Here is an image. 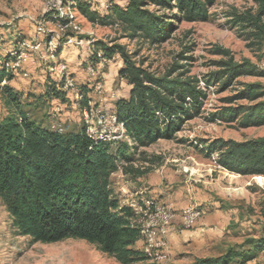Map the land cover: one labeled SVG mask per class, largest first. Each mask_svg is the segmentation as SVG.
<instances>
[{
  "label": "trees",
  "instance_id": "trees-1",
  "mask_svg": "<svg viewBox=\"0 0 264 264\" xmlns=\"http://www.w3.org/2000/svg\"><path fill=\"white\" fill-rule=\"evenodd\" d=\"M214 1L126 0L124 5L110 4L104 14L91 9L84 0H74L73 7L90 22H116L128 37L139 36L150 43H160L170 36L173 18L205 19L209 14L208 6ZM252 1L255 8H233L229 13L230 21L242 28L247 46L256 44L264 50V0ZM150 4L175 8V14L159 12ZM52 14L53 11L46 16L65 21ZM68 34L75 35L66 30L58 37L55 54ZM91 44L96 59L111 58L116 53L122 59L118 73L130 88L127 97H116L112 110L124 125L126 138L113 147L110 142L88 133L85 121L72 129L57 130L51 127L52 123L51 126L43 124L28 116L21 108L20 91L7 82L12 77L13 69L8 63L13 58L12 51L17 49L15 44L10 52L0 55V82L5 79L0 84V93L9 107V111L0 116V200L17 234L29 235L33 241L40 242L82 238L117 261L130 264L149 256L135 246L141 225L135 220L134 208L121 203L114 194L110 174L120 169L124 175L135 179L150 170L148 166L132 164L134 151L158 138H172L185 120L200 112L206 91L196 76L182 77L183 72L172 75L175 67L162 75L143 67L124 43L96 39ZM214 51L221 57L213 60L216 68L203 74L205 85L217 83L224 88L240 74L264 73L247 57L235 59L228 47L216 44ZM59 83L61 80L47 81L48 97L64 96L65 89ZM87 90L86 85H78L77 95L80 96L75 101L79 110L95 105ZM262 93L258 82L243 81L226 99H254ZM224 109L229 119L237 118L242 126L264 123V99ZM202 142L207 155L216 152L217 164L226 170L264 175V135L242 140L203 139ZM245 243L249 246H229L218 255L199 256L189 264L245 263L264 250V236L248 237Z\"/></svg>",
  "mask_w": 264,
  "mask_h": 264
},
{
  "label": "rangeland",
  "instance_id": "rangeland-1",
  "mask_svg": "<svg viewBox=\"0 0 264 264\" xmlns=\"http://www.w3.org/2000/svg\"><path fill=\"white\" fill-rule=\"evenodd\" d=\"M84 1L88 2L91 9L94 8L101 14L107 12L110 4L124 5L126 3V0ZM73 3L74 0H57L56 7L52 6L56 5V0H0V55L8 52L17 44L18 50L12 51L13 58L9 60L8 66L12 67L15 54H18L19 51L23 52L29 61H35L34 66L29 71L26 70L28 74L24 76L21 72L25 69L21 71L19 69L27 62L23 57L19 66L12 67V77L7 80L13 88L20 91L21 108L27 111L31 118L51 126L48 119L58 104L57 101L53 100V97L46 95L45 85L48 80H55L51 67L53 64L56 80L62 82L59 83L61 87L63 89L66 87L63 84L65 76L73 81V85L65 89L62 98L55 99L64 104L62 108L67 111L64 115L66 116L65 121L59 122L60 124L53 122L51 127L54 128V125L59 124L64 127L63 129L68 130L77 127L81 121H84L81 110L78 109L75 101L80 95H77L79 84L75 81L74 73L69 72L70 69L68 70L66 62L54 61L57 57L54 48H56L58 37L62 36L66 30L72 31L75 35L83 36V38H79L68 34L67 40L65 39V43L74 44L73 48L78 51L80 58L81 56H84V59L93 56V47L90 48L91 52L87 53V45L92 46L93 40L105 42L115 40L124 43L129 51L134 52L137 62L155 74L162 75L170 68L175 67L172 70V75L183 72L182 77L196 76L199 79V85L206 91L200 112L185 120L181 128L174 132L172 138H158L149 145L138 146L134 151L132 164L150 168L139 177L147 176L148 172L151 173L150 175L157 181L156 186L160 187L158 190H162L163 193L156 191L148 195V188L152 185L143 179L139 180L137 177L131 179L124 175L120 169H117L114 174H110V186L121 203L133 201L136 207H140V210L137 209L134 213L139 226L140 224L142 226L147 223H159L160 218L167 220L165 223V254L168 248L167 227L171 220L177 216L180 219V225H184L185 213L183 210L189 205L183 208L177 207L178 198L176 201L172 199L178 197L183 191L192 195V204L190 205L193 206V211L198 212L197 216L190 222V226L200 215H205L216 209L222 211L221 213L226 217L225 223L219 228L223 230V239L217 243L213 241L211 245L217 244V247L207 251H199L198 249L197 252L193 248H180L179 250L188 251L179 253V258L175 260L169 258L164 262L157 263L166 255L158 258V255L153 254L152 256L148 255L149 259L143 257L130 264H189L196 257L202 256L197 255L196 252L198 254L218 255L229 246L248 247L249 244L245 243V239L248 237L264 236V175L241 174L226 170L217 164L216 152L207 155L205 148H202L200 143L203 139L234 138L242 140L264 135V123L242 126L237 118L229 119L224 111V108L230 105L249 104L263 100L264 73L240 74L231 85L224 88H220L217 83L205 85L203 81V74L216 68L213 60L221 57L214 51L216 44L228 47L235 59L249 58L258 69L264 72L263 48L256 44L247 46L242 35V28L239 25H233L229 16L233 8L239 10L247 7L255 8L256 4L252 0H215L208 6L207 18L192 21L173 18V29L170 36L160 43H150L139 36L128 37L124 35L120 25L116 22H90L73 7ZM150 7L158 8L159 12L175 14V8H161L154 4H150ZM51 11H53L52 15L57 18H64L65 21H55L46 16ZM37 21L40 27L35 26ZM63 45L64 42L60 48H63ZM67 48L70 49V47ZM81 53L83 55H80ZM97 56H101L99 52H97ZM91 59L94 62L96 58L93 56ZM98 59L100 67L95 66L94 71L96 73L86 75L94 77L96 74L92 83L93 89L90 88V90L99 94L104 92V88H97L96 86V83L102 85V78H98V75L107 72L108 67L111 66L112 75L107 76L110 79L113 77L111 90H119V95L127 94L128 83L118 73V69L122 66L120 55L116 53L111 57V65L104 63L108 58L100 57ZM82 62L84 63L85 60ZM92 62L88 61L86 68L91 67L94 64ZM63 66H65L64 73ZM243 81L258 82L263 93L254 99H226L241 87ZM3 82L5 79L0 84ZM118 94H110V97L115 100ZM87 95L91 102L95 103L94 106L98 108L97 97L94 95L91 97L88 93ZM112 108L107 109V113L111 112ZM8 111L9 107L5 105L0 93V116ZM116 144L117 142H113L111 146L114 147ZM121 187L132 193L126 195L128 192L123 191ZM162 195L167 197L168 201L162 202L160 199ZM159 208L164 209L165 212ZM175 226L177 227L176 223ZM140 239L142 242L141 250L145 253L141 234ZM254 263L264 264V250L245 263L232 261L230 264ZM0 264L123 263L106 252L98 250L93 243L82 238L68 237L57 241L40 242L33 241L29 235L15 233L9 213L0 200Z\"/></svg>",
  "mask_w": 264,
  "mask_h": 264
},
{
  "label": "crops",
  "instance_id": "crops-1",
  "mask_svg": "<svg viewBox=\"0 0 264 264\" xmlns=\"http://www.w3.org/2000/svg\"><path fill=\"white\" fill-rule=\"evenodd\" d=\"M32 35H34V34L32 33ZM73 46H74V44H72V43H65L64 42L63 48H60L59 52L57 53V57L55 59V62L58 60L66 62L68 70L70 69L69 72L71 71L74 73L73 76H74L77 84L86 85L88 88L87 93L91 97L93 95H94V97L95 96L97 97V101H98L97 105L103 106L107 109L110 107H113L115 100L110 97V91H111V85H112L113 77H111V79L109 77H107L108 75H112L111 74L112 67L109 66L108 71L104 72V77L105 76L107 77V78L105 77V79H104L105 91L99 94V93H96L94 90H90V88L93 89L92 83L94 82V77L86 76L88 74L86 72V64L88 61L92 62V59L90 57L84 59V56H81V58H80L78 56V51L76 49H74ZM67 47H70V49ZM91 47L92 46L90 44L87 45V49H88L87 53L88 54H89ZM13 48H14V46H13ZM13 48H11L8 52H10ZM80 55H83V54L81 53ZM83 60H85L84 63L82 62ZM34 62L35 61L31 60V61L23 64L19 68L20 71L25 69L21 72V74L26 76L28 74L29 69L34 66ZM98 62H99V59L97 58L92 63H94L97 67H100ZM104 63H108L109 65H111L112 64L111 58H108ZM69 65H71L70 68H69ZM84 65H85V67H83ZM51 67L53 70L52 73H54L53 76L56 80V73H55L56 71L54 69V65L52 64ZM26 70H28V71H26ZM52 80H54V79H52ZM129 88H130V84L128 83L127 84V91L128 92H129ZM118 92H119V90H118ZM118 96L127 97L128 93L127 94L122 93L120 95L118 94ZM53 98H54L53 99L54 101H57L58 107H54L55 110L53 112H51L52 114L50 115L48 122L50 124L53 122L62 123L63 121H65L64 118H66V116H64V115L66 114L65 112H67V111H64L62 108L64 106L63 102H61L60 100H59V102H58V100H55V99H59V97H53ZM115 172H116V170L113 171L112 174H114ZM150 174L151 173L148 172L147 176H142V177L138 176L137 178L139 180L143 179V181L148 182L149 185H152L150 188H148V192H149L148 195H151L150 193L156 192V191L163 193L162 190H158V188H160V187L156 186L157 181H155L153 179V176ZM121 189L123 191H125L126 193L128 192L126 195H130V193H132L131 191H128V189L126 190L124 187H121ZM177 198H178V201H176ZM191 198H192V195L190 193L183 191L179 194L178 197H176V198L173 197L172 199L174 201H176L177 207L183 208V207H186V206L192 204ZM160 199L162 200V202L168 201L167 197H164V195H162V197ZM221 212H222L221 210L218 211L216 209V210L211 211L205 215H202V216L200 215L194 221V223L187 228L186 227L180 228L179 227L180 226V219H179V217L175 216L171 220L170 224L167 227L166 239H167L168 248H167V253L165 254L166 257L161 259L157 263L164 262L166 259H169V258L175 260V259L179 258V253H184V251H188V250H179L180 248H183V249H186V248L192 249L193 248V249H196L198 252V249H199V251H203V250L207 251L209 249L217 247V244L211 245V243L213 241H214V243H217L218 241L223 239L222 238L223 237L222 236L223 230H220L219 228L221 226H223V224L225 223L226 217ZM175 223H176L177 227L175 226ZM208 225H211V226H208ZM141 245H142V242H141V239L139 238L136 240L135 246L141 248ZM176 251H178V252H176ZM197 252H196L197 255H202V256L210 255V254H206V253L205 254H198ZM157 257L159 258L161 256H157Z\"/></svg>",
  "mask_w": 264,
  "mask_h": 264
},
{
  "label": "bare ground",
  "instance_id": "bare-ground-1",
  "mask_svg": "<svg viewBox=\"0 0 264 264\" xmlns=\"http://www.w3.org/2000/svg\"><path fill=\"white\" fill-rule=\"evenodd\" d=\"M17 53L18 54H15L14 61L11 64L12 67L19 66L20 63L23 60V56L21 55V53H23V52L19 51ZM62 69H63V73H64L65 66H63ZM65 73H66V71H65ZM94 73H96V71H94ZM95 75H94V77H95ZM72 82L73 81H71V79H69V78H67V76H65V81L63 83L64 86H66L65 89L68 86L71 87L73 85ZM98 83H100V82H98ZM74 86H75V84H74ZM96 86L98 87V86H100V84H97L96 83ZM113 95H116V94H113ZM97 110H98V108L96 106H94V107L92 106L89 109L88 108H84V109L81 110L83 120L85 122H88V126H87V132L88 133L93 134L94 136H96L98 139H100L102 141H107V142H110V143H113V142L116 143L119 140L126 138L125 131H124V125L122 124L121 121H118L117 120V117H116V114H115V111L114 110H112L111 112L107 113V117L103 118V120H97V116H96V113H95V111H97ZM89 127L92 129L90 132H89ZM54 128L57 129V130H62L63 127L58 124L56 126L54 125ZM124 203L130 204L134 208L135 212L137 211V209L140 210V207L139 208L136 207L133 201H126ZM159 209H161L162 212H165V211H163L164 209L163 210H162V208H159ZM193 213H196V214H194L193 217L190 218V222L198 214V212H196V211H193ZM183 221L185 222V214H184V217H183ZM166 222H167L166 219L160 218L159 223L158 222L156 224H154V223H151V224L147 223L146 225H142L141 226V234L143 236V249H144V251H145V253L147 255L152 256L153 254H156V255L161 256V257L163 255H165V253H164V251H165L164 245H165V232H166L165 223Z\"/></svg>",
  "mask_w": 264,
  "mask_h": 264
},
{
  "label": "built area",
  "instance_id": "built-area-1",
  "mask_svg": "<svg viewBox=\"0 0 264 264\" xmlns=\"http://www.w3.org/2000/svg\"><path fill=\"white\" fill-rule=\"evenodd\" d=\"M52 6H56L57 7V0H56V5H52ZM35 26H39L38 25V21L36 22ZM38 46H39V44H38ZM21 55H23L25 61L29 62V59L27 57H25L23 53H21ZM95 66L96 65L94 64L91 67L86 68V72L87 73H90V74H94V67ZM98 77L102 78V85L101 86H98L97 88H104V91H105V86H104V79H105V77H104V74L98 75ZM110 94H118V90H115V89L114 90H111L110 91ZM83 108H87V106H85ZM95 113H96V116H97V120H103V118L107 117V108L98 105V110L95 111ZM85 124H86V126H88V122H85ZM91 130L92 129L89 127V132ZM183 213H185V222H184V225H180L179 227H182V228H185L186 227L187 228V227L190 226V218H192L193 215L196 214V213H193V206L192 205H189L187 208H185L183 210Z\"/></svg>",
  "mask_w": 264,
  "mask_h": 264
}]
</instances>
